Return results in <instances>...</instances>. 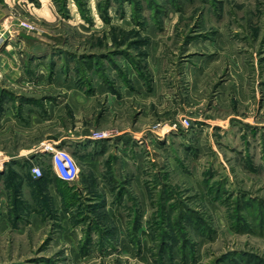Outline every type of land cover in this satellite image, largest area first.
Listing matches in <instances>:
<instances>
[{
    "label": "rangeland",
    "instance_id": "rangeland-1",
    "mask_svg": "<svg viewBox=\"0 0 264 264\" xmlns=\"http://www.w3.org/2000/svg\"><path fill=\"white\" fill-rule=\"evenodd\" d=\"M29 1L37 6L40 3ZM63 1L54 0L60 23H49L24 16L17 2L7 6L0 0V7L12 16L10 21L0 16L1 61L15 50L9 42L23 29L49 42V77L59 62L65 76L72 72L77 86L85 87L86 93L94 91V79L98 78L120 96V83L134 87L126 64L151 85L148 58L160 50L166 89L187 101H183L184 109L179 110L177 103L169 112L172 123L177 122L188 138L172 137L168 163L159 168L172 187L168 212L177 219L185 205L195 210L194 217L204 219L208 226L209 219L212 225L203 235L195 229L196 224L183 222L184 231L181 227L174 231L176 225L167 226L170 237L161 246L160 236L153 241L150 234L162 230H151L147 223L159 207L149 204L144 209L135 199L133 204L118 207L83 199L77 201L70 218V230L81 232L76 252L62 242L59 233L63 222L49 207L46 225L33 224L20 230L23 221L15 220L10 227H0V264H264V0H97L99 17L110 25L94 30L68 23L78 17L93 25L89 0ZM69 2L75 3L77 12H71ZM23 22L32 28L26 29ZM222 36L234 43V56L226 41H221ZM202 65L215 66V70L210 73L212 66L206 67L209 72L201 74ZM230 78H234L236 93L229 95L236 98L227 106L220 85ZM64 96L49 89L36 91L27 84L16 87L0 73V119L9 109L22 121L15 125L8 119L0 131V156L18 152L47 132H55L39 127L31 112L24 109V102L37 107L45 117L49 115L46 100L56 102ZM133 103L129 107L132 115L137 113ZM108 106L107 98H102L93 112L101 114ZM182 117L190 118V126L179 123ZM205 117L215 121L214 127L203 121ZM61 120L65 128L74 125L73 110L67 105ZM150 122L149 126L157 129L163 117L155 116ZM115 126L94 127L91 133H115ZM146 163L149 172L145 178L155 187V202L160 204L157 163L149 159ZM42 164L37 165L45 170ZM21 166L16 163L9 168L24 176L27 170ZM4 176L2 183L13 218L14 195ZM140 207L142 225L136 231ZM20 211L24 213L23 208ZM101 232L110 235V240L102 238Z\"/></svg>",
    "mask_w": 264,
    "mask_h": 264
},
{
    "label": "crops",
    "instance_id": "crops-1",
    "mask_svg": "<svg viewBox=\"0 0 264 264\" xmlns=\"http://www.w3.org/2000/svg\"><path fill=\"white\" fill-rule=\"evenodd\" d=\"M4 1L7 6L16 2L19 3L22 6L20 9L23 10L24 16L31 19L60 23L61 17L54 0H40L38 6L29 0ZM68 6L72 13L78 11L74 2H69ZM89 8L94 19L93 25L78 19V17L76 19L74 17V20L71 21L68 20V23L79 27L87 26L92 30L107 29L110 24L99 17L97 0H89ZM2 15L7 17L9 21L12 18L7 11L0 7V16L2 17ZM36 36L39 39L30 42L18 35L9 42L8 46H13L15 50L5 54L2 61L0 59V73L6 82H12L16 87L21 88L22 85L27 84V86H33L36 91L49 89L57 93H64L65 96L56 102L46 100L45 104L49 108V115L45 117L39 114L37 107L24 102V109L31 112L32 118L37 121L36 124H39V127L52 128L55 132H47L38 138L37 143L23 147L18 152H3L1 154L0 227H10L11 222L15 220L23 221V224L18 227L20 230L33 224L37 226L46 225L47 216L45 214H47L48 209L45 204V197L47 196L51 200V209L56 211V217L63 222L59 237H63L62 242L69 244L71 251L76 252L81 232L70 230L72 227L70 218L71 212L80 198L90 202L99 201L106 206H112L117 191L121 189L123 192L120 204H133L134 198H136L137 203H140L144 209L146 206L148 207L150 201L145 175L149 170L146 162L148 159L156 162L157 172H160L159 168L165 166L170 158L172 137L176 136L179 139L185 137L187 140L188 134H185V130L171 128L172 118L169 112L172 106L177 103L181 105L179 110L184 109L183 103L187 101L184 98L182 100L181 95H171L166 89L164 64L160 50L153 52L148 58L149 73L153 76L151 85L145 84L131 67V64L128 63L125 66L129 70V76L134 79V87L123 82L120 83L118 90L121 95L118 96L101 79L97 78L94 79V91L86 93L85 87L77 86L72 72L69 71L68 76H65L60 69L59 62H56L54 74L49 77L46 57L47 52H50L47 50L49 42L42 36ZM220 39L226 41L224 43L228 45V52L234 56V43L232 42V44L230 39L225 36ZM229 57L228 59H230ZM121 61L125 63L123 58ZM211 66L202 65L201 74L206 70L209 72L206 67ZM211 69L210 73H213L215 66H212ZM231 71L229 69L228 76ZM233 81L234 78H230L220 85L227 106L236 98L235 95L232 97L229 95L231 92L232 95L236 93ZM102 98H107L109 106L103 113L95 114L93 110ZM132 103L137 112L133 115L129 110ZM137 104H139L138 108L136 107ZM65 105L73 110L74 125L70 128H65L61 124V114ZM155 116L163 117V122L157 129L149 126L153 123L150 120ZM8 119H12L11 122L15 125H20L22 122L13 116L12 111L7 109L0 119V131L6 126ZM203 121L212 124L213 127L216 124L208 117H205ZM22 124L27 126L26 123ZM111 125H116L114 127L116 133L113 136L99 139L91 137V131L94 127L107 128ZM26 129L28 130V127ZM27 132L24 134L27 135ZM38 135L37 133L36 136L38 137ZM46 142H53L57 147L66 148L73 154L80 168L74 181L62 179L56 175L52 168L50 155L41 149ZM11 159H17L22 164L24 163L25 166L21 167L24 171L27 170L25 172L27 174L20 181V198L24 213L22 214L20 211V214L13 218L10 216L8 207L7 189L2 183L8 168L6 163ZM38 162L43 163L45 168L47 167L46 164L50 165L52 170L51 179L43 185L36 182L35 178L38 177L34 176L31 171V167ZM42 170L44 169L42 168ZM63 185H67L68 188ZM110 196H113L112 200H109ZM65 199L71 201L70 209L64 208Z\"/></svg>",
    "mask_w": 264,
    "mask_h": 264
},
{
    "label": "trees",
    "instance_id": "trees-1",
    "mask_svg": "<svg viewBox=\"0 0 264 264\" xmlns=\"http://www.w3.org/2000/svg\"><path fill=\"white\" fill-rule=\"evenodd\" d=\"M64 1H63V3H64ZM16 163L21 164L22 166H25V164L24 163L22 164L19 160H17V159H11V160H9L6 163V165H7L8 168H7V171L5 173V175L7 176L6 180L8 181V183H7L8 186L7 187H8V189H10L12 191V193L14 195V201H13V203H11V209L14 207V210H15L14 216L15 217L19 215V212H20L21 208L23 207L22 206V201H21L20 196H19L20 195V181L23 179V176L22 175H19L14 170H12L11 168H9L10 165L16 164ZM46 166L47 167H46L45 170H43L42 175L39 176L38 178H35L36 182L39 183V184H41V185L45 184L48 180L51 179L52 170L50 168V165H47L46 164ZM156 174H157V179L160 181V184H161V189H160V194H159L160 199H161L160 204H159V202H155V198H154V195H155L154 188L155 187L154 186H151L149 180H146L145 181L146 182V185H147L148 193H149V201H150V204L152 205V207L154 209H156L155 206L159 207V210H156V212L155 213H152V215L148 218V220H147L148 226H149V228L151 230L153 228L154 229H158V231L159 230L160 231L162 230L158 234L154 232L155 230H152L153 232H151L152 234H150L151 240L155 241V240H157V237L160 236L159 240H161V242H160L161 243V246L166 245L165 243H167V241H168V239L170 237V236L167 235V229H168L167 226H171L172 227V226L176 225V226H174V228L176 227V230H174V231H177L179 229V227H181L183 229V231H184V229L186 227L184 225L185 222L187 223L188 226L189 225H192V224H196L195 225V227H196L195 229H197L198 233H200V230H201L202 235L205 232H208L209 231L208 229H211L212 221L208 219V223H209V226H208L207 221L205 222L204 219H201L200 217H197V216L196 217L193 216L194 213L192 214V212H194L195 210H192L190 207L188 208L185 205L182 207L181 211H179V217L177 219H175L173 217H170V212H168V211L171 209V206L169 207V205L166 204V203H167V201H169V200L172 199V197H171V195H172L171 194L172 187L163 178V175L161 174V172H157ZM15 182L18 183V186H16V183ZM63 186H65L66 188H68L67 185H63ZM122 192L123 191L121 189L117 191V195H116L115 201L113 203V205L116 206V207H118L120 205L122 206V204H120V201L122 200L121 199ZM134 199H135L136 204L137 205H140V203H137L136 198H134ZM82 200L83 199L80 198V201H82ZM92 201H93V199H92ZM45 202H46L45 204L47 205V209H48V212H49V209L51 208L50 207L51 206V200L47 196L45 197ZM94 203L96 205H104V204L100 203L99 201H93V204ZM63 206H64L65 209H70V207H71V201L70 200L68 201V200L65 199V201L63 203ZM104 206H106V205H104ZM16 209H18L17 210V211H19L18 213L16 212ZM142 214H143V209H142V207H140V215H139V217L136 216V219H135V221L137 222L136 231H138V229L142 225L141 220H140V218L142 217ZM153 224H155V225H153ZM162 226L164 228H160ZM200 227L202 229H200ZM91 228H92V226H91ZM88 233H90V232H88ZM109 236L110 235L101 232V237L102 238L103 237H106L105 240H108L109 241L110 240L108 238ZM174 236L176 237V234L175 235H172V238H175ZM89 237L91 238V235ZM187 240H188V238L185 237L184 238V243L185 244L188 243ZM168 248H169V246H167L165 248V250H168ZM170 253H172V250L171 249H170Z\"/></svg>",
    "mask_w": 264,
    "mask_h": 264
},
{
    "label": "built area",
    "instance_id": "built-area-1",
    "mask_svg": "<svg viewBox=\"0 0 264 264\" xmlns=\"http://www.w3.org/2000/svg\"><path fill=\"white\" fill-rule=\"evenodd\" d=\"M22 25L28 30H30L29 28H32V26L26 22H23ZM179 123L187 127L190 126L191 120L189 117H182ZM177 127V122L171 124L172 129H176ZM115 133L111 130L95 131L91 133V137L98 139L107 138L113 136ZM41 149L50 155L52 168L57 176L68 181H74L77 178L80 169L79 165L73 154H71L66 148L57 147L53 142H46L42 145ZM31 171L36 177L41 176L43 172L41 166L37 164L31 167Z\"/></svg>",
    "mask_w": 264,
    "mask_h": 264
},
{
    "label": "water",
    "instance_id": "water-1",
    "mask_svg": "<svg viewBox=\"0 0 264 264\" xmlns=\"http://www.w3.org/2000/svg\"><path fill=\"white\" fill-rule=\"evenodd\" d=\"M18 35L20 37L30 41V42L39 39L35 34L30 33V32L23 30V29L19 30Z\"/></svg>",
    "mask_w": 264,
    "mask_h": 264
}]
</instances>
